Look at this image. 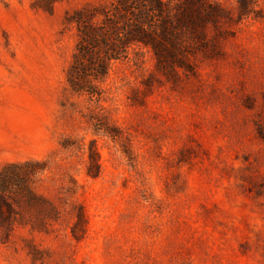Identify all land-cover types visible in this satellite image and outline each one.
<instances>
[{"label":"rangeland","instance_id":"obj_1","mask_svg":"<svg viewBox=\"0 0 264 264\" xmlns=\"http://www.w3.org/2000/svg\"><path fill=\"white\" fill-rule=\"evenodd\" d=\"M98 29L116 59L80 53ZM26 162L47 205L0 264H264V0H0V169Z\"/></svg>","mask_w":264,"mask_h":264},{"label":"trees","instance_id":"obj_2","mask_svg":"<svg viewBox=\"0 0 264 264\" xmlns=\"http://www.w3.org/2000/svg\"><path fill=\"white\" fill-rule=\"evenodd\" d=\"M98 30L95 31L96 34L89 35L86 33V36L89 37L88 46L81 48L83 51H80V53H92V47H96L97 49L100 48V53L109 54L108 59H116L110 53L113 52L115 47L119 48L120 45H123L124 41L119 35L108 36L104 30ZM88 66V63H84L81 58H78L71 67L69 81L78 91L83 87L79 84V77L75 76L87 72L84 70ZM40 165V162H26L9 164L0 169V236L3 237V240L12 235L17 224L25 226L32 222L26 215V205L28 207L34 206L35 203L47 205L28 187L31 176L43 170L39 167ZM22 191H25V194ZM45 218L46 216L40 212L38 223L33 222L32 230H37V224L45 225V223H42Z\"/></svg>","mask_w":264,"mask_h":264}]
</instances>
